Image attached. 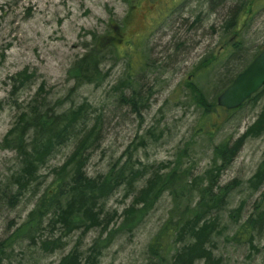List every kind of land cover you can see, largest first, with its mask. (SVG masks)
Here are the masks:
<instances>
[{"label":"rangeland","instance_id":"1","mask_svg":"<svg viewBox=\"0 0 264 264\" xmlns=\"http://www.w3.org/2000/svg\"><path fill=\"white\" fill-rule=\"evenodd\" d=\"M238 1L0 0V196L11 193V178H7L19 167L16 152L5 150L3 140L31 109L51 107L60 113L83 106L79 111L83 110L86 121L82 123L91 128L97 122L96 130L88 134L100 139L93 150H86L90 177L102 176L114 162L127 159L128 165L134 163L142 171L144 167L152 171L150 165L155 166L154 172L167 171L183 149L188 156L184 167L193 166L194 176H202L204 170L213 167L211 148L223 141L232 145L260 119L264 108L263 92L233 113L217 108L207 120L189 88V84L196 86L206 101L216 103L229 78L264 47V0L257 1L262 8L241 26L240 36L235 37L237 43L228 44L233 35H225L224 23L229 9ZM116 30L117 43L110 37ZM232 44L238 48L232 46L229 56L224 55L227 45ZM91 49L96 51L98 72L89 75L88 83L77 82L69 73ZM203 61L210 63L206 69L200 66ZM123 96L143 99V110L135 112L132 101L124 104ZM213 124L218 128L211 135ZM139 137H144L145 144L137 140ZM73 142L69 139L57 147L39 167V181L19 198L15 209L0 204V238L11 235L12 225L25 219L46 187L63 177L57 173L77 144ZM263 155L264 132L244 141L219 179L221 185L235 181L237 188L227 208L231 212L242 210L244 220L263 193L250 185ZM123 193L107 204V210L116 212L111 227L117 225L118 237L114 244L109 246L107 242L100 250L99 264H144L148 259L144 256L147 242L165 221L171 206L165 194L146 219L134 223V229H119L130 201ZM226 217L222 216L218 227V232L224 233L216 236L213 247L221 253L222 264H248L259 255L228 241L235 226ZM257 225L260 229L261 224ZM42 228L39 236L60 238L57 227ZM98 232L80 233L85 236L81 251ZM78 235L64 238L62 249L46 254L26 242L14 244V251L9 249L3 264H57L73 249Z\"/></svg>","mask_w":264,"mask_h":264},{"label":"bare ground","instance_id":"2","mask_svg":"<svg viewBox=\"0 0 264 264\" xmlns=\"http://www.w3.org/2000/svg\"><path fill=\"white\" fill-rule=\"evenodd\" d=\"M240 3H244L247 4L245 1L240 0ZM240 5H234L231 7V9L229 10L228 14L230 13L232 15V17H237L238 15V11H239ZM264 51V48L262 47V49L253 57L256 58V56H258L261 52ZM90 52V50H87L84 55L88 54ZM245 69V67H242L240 70L237 71L236 74H234L232 76V80L228 81V84L225 85L224 87H228L232 81ZM74 79V78H72ZM79 79V78H78ZM76 80V79H74ZM85 83H88L86 81H81ZM221 82V81H220ZM223 88L220 91V94L226 89ZM200 95H203V92L199 91ZM193 94V100L195 99V97L197 96L196 93L192 92ZM219 94V95H220ZM218 95V96H219ZM217 96V97H218ZM130 101H132L133 104H131L130 106L132 107V109L135 112L140 113L143 110V104L142 101L143 99H132L129 97L128 99L126 97L123 96V102L126 105L130 104ZM248 100H246L244 103H242L238 108L233 109V110H225L223 109L225 112H230V111H236L238 109H240L241 107H243ZM139 102V103H138ZM263 111H261V115H262ZM204 114V113H203ZM86 121V119L84 120ZM257 122V121H256ZM264 123V120H263ZM260 123V121L258 122V127H256L255 129L251 130L250 128L247 129V131L241 136L239 137L235 142H239L240 141V147L237 150V152L235 154L230 153L232 156L225 160L224 163L223 162H219L218 157L215 156V152L216 150H218V147L221 146L222 144L226 143L228 144L227 141H223L220 142L216 145H214L211 149H212V156L211 158H213L212 162L214 165H216V167H210L206 170H204L202 172V176H194L193 171H195L194 167H184V158L185 160L187 159V154H186V149H183L184 151L179 152L178 157L176 159H174L171 163V165H169L168 170L167 171H160V170H156L155 172L153 170H155V166L154 165H150V168L152 169V171H149V168H143L144 172L140 169L134 166V163H132V165H128V159L123 162V163H119V162H114L109 168H108V172L109 171H114L117 170V168L119 166H122L121 168L124 167L125 164H127L126 167V176H124V178L121 180V178H118L117 180L112 181V178L108 180L114 182L113 184H111V188H109L105 194L104 197H101L94 206H90L89 208L94 209L89 216H87L85 213V207L82 203L81 206L78 207L79 210H72L71 215L69 216V218H66L65 221L61 222L60 224L56 225V227L58 228L60 234V238H55V239H50L48 238L46 235L45 237H41V235L39 236V234L41 233L42 230H44L45 228H42V226H48L51 227V223H53L58 216H61L65 219V215L61 210H65V207L67 205V203L72 202V195H68L66 193V191H60V195H62V203H64L61 207V210H59L55 205H49L51 206V209H47L45 207H43V210L38 214L37 213V201L35 203V206H33V208L27 213V216L25 217L24 220H19V222L17 223V225L15 224L14 226L12 225L11 228L12 229V233L11 235H7L6 237L4 236L3 238H0V245L4 247V249L8 252L9 249L10 251H14V244H19L22 242H26L27 245H32L33 248L35 247L38 251H41L42 253L46 254L48 252H54V251H58L60 249L63 248L64 243L62 240L64 238H69V236L76 234L77 232L79 233L77 241L74 244L73 249H71V251L66 254L63 255L59 262L57 264H86L87 262H89L90 264H99L100 260L102 258V255L100 254V250L103 249L105 247V244L108 242V245L110 246V244H114L117 237H118V233L116 232V227L113 228L111 227V224L114 225V219L116 216V212H110L109 210H107V204L108 202L118 193L120 192H124V197L130 198L129 201V205L128 208L126 209L125 212V220L127 222H130L132 220L135 219H141L140 221H138V224L141 223L144 219L147 218L148 214L150 213V211L152 210V208L158 203V201L166 194L169 196L170 198V209L168 211V215L165 219V221L161 224V226L159 227V229L156 231V233L150 238V240L147 242V245L145 247V255L149 261H152L153 264H163L160 259L155 258L153 256V254L151 253V248H153L154 245V239L156 237V235L159 233V231L161 230V228H163V226H165L166 224L169 223V228L173 227V224L171 222V220L173 222H177L178 217H177V213L183 208V206H181L180 208H176L174 207V202H182L180 196L186 194V192H188V189L183 188L182 190H180V187H184L182 185H189L191 188H189L190 190H194L193 194H196L195 192H197L198 190L202 189V188H206L208 185H205L204 183L207 184H211V182H213V187L211 188V190H208V199L210 201L211 204H213V206L211 207L210 212H206V211H201L199 213V215L201 216H197L195 218V220L193 222H195V228L197 227H205L209 225L214 224V226L211 229V234H209V239L208 241L203 244L202 246L199 247V245H197L194 241V235L193 234H189L191 236V239L188 238H184V237H180L181 232L179 233V237L177 236V240H176V245H175V251L174 249L172 251L169 252V257L167 258V260L165 261L164 264H181L179 263L178 259L175 260L176 256H180V252L179 250H181V248H177L178 246L182 247V248H186L189 250V252L187 253V255H184V259L182 260V264H222V260H224L222 258L221 253H216L217 251H215V248L213 247V240H215L217 235H223L224 232L219 231L218 232V227L220 225V220L222 219V216H224V214L227 215L226 218H229L231 220V224L232 226H235V230L233 232H231L228 236V241L234 243L237 247L239 248H247L248 252L250 251H255L256 255H259L255 260L250 261V263L248 264H253L254 262H256L257 260L260 262V264H264V200H262L261 198H258L257 200H255V202L252 205L253 208V212H251L247 217L244 218L241 217L242 215V210L239 211V214L237 216V218L232 217V212L228 210V204L229 201L231 199V195L232 192L234 191L235 188V181H230L226 184L221 185L220 184V177L223 174V172L226 171V169H228L233 161L235 160V158L237 157L240 149L243 146V143L245 140L249 139V138H255V137H259L260 134H262L264 132V124ZM97 122H95V124L89 128V126H87L86 124H83L81 122L80 125V129L79 131L81 133H87V132H93L96 130V128H94V126H96ZM86 125V126H85ZM211 135H213V133L217 132V128L218 125L217 124H213L211 125ZM207 130V129H206ZM251 130V131H250ZM256 130V131H254ZM261 131V133H260ZM99 134L100 132L97 131ZM207 133H209L207 131ZM260 133V134H259ZM210 134V133H209ZM145 137V136H144ZM144 137H139V139L137 138V140L142 143L145 144V139ZM88 138L91 139L90 145L94 143L96 144L97 142L100 141V139L98 137H94L92 135H88ZM234 142V143H235ZM230 145V144H228ZM94 148V147H93ZM9 147H5V150H8ZM93 150V149H92ZM81 155V153L78 154L77 158L78 161L72 160L73 158H71L70 160H67L69 157L66 158V160L63 162L62 166H60L59 171L57 174L61 175V176H73L76 177V175H78L79 179L82 180H88L90 182H98L101 183V179L100 176H95V177H90L87 174V169H86V161L85 164L83 163L84 158L87 159V157ZM129 158V157H128ZM127 162V163H126ZM193 164V163H192ZM158 165V164H157ZM162 167L164 166L163 164L161 165ZM124 167V168H125ZM123 168V169H124ZM142 168V167H141ZM33 168H31L30 170H32ZM39 171V168H38ZM37 173L36 177L33 179V182H37L39 181V177H38V172L37 170L34 172ZM134 175H131V174ZM150 173V174H149ZM170 173H174L173 177H175V179H182L185 178V180L182 181H174L171 182L170 185H162L159 183V181H161V179H165V175H168ZM107 172L104 174L106 175ZM256 177L254 183L255 186H252L253 190H263L264 193V155L263 158L261 159L259 165L256 168L255 173L253 174V176ZM103 176V175H102ZM252 176V178H254ZM150 177H154V180L150 179ZM195 179H194V178ZM12 179V175H10L7 179ZM60 178V177H59ZM174 179V180H175ZM15 179L13 178V181ZM150 180L152 182V184L154 185L153 188H150V192L153 191H157V193H160V196L158 198V201L154 203L153 207L149 210V211H143L141 210L142 206H143V198H147L149 195V192H147L145 194V188L146 186L150 185ZM52 182L46 187V189H48L51 186ZM182 184V185H179ZM159 187V188H158ZM235 187V188H234ZM223 189V190H222ZM227 189H229V191H227ZM46 191V190H44ZM43 191V193H44ZM12 193V191H11ZM42 193V194H43ZM19 195V194H17ZM145 195V196H144ZM21 196V195H20ZM199 196V195H197ZM196 196V197H197ZM218 196H221L219 199H217L216 201H214L215 198H217ZM4 197V196H3ZM196 197H194L193 199L195 200ZM68 198V199H67ZM6 199V198H4ZM65 199V200H64ZM67 199V200H66ZM11 200V198H10ZM3 202V204H2ZM1 204L4 206L6 205L8 208H12L15 209L18 205H19V199L17 200L16 198L13 199L12 204H8V201H2ZM61 202H59L60 204H62ZM190 204V207H194L195 202H192L191 199L188 201ZM10 205V207H9ZM142 213H144L142 215ZM31 215H36L35 216V220L31 221L29 216ZM39 215V216H38ZM258 215V217L263 218L261 221H257L255 220L256 218L258 219V217L256 216ZM87 216V218L85 217ZM130 216V217H129ZM200 217V218H199ZM199 218V219H198ZM241 219H243L242 222ZM57 221V220H56ZM262 222V223H261ZM192 222H189V224H191ZM188 224V225H189ZM257 224H261L260 229H258V225ZM33 229L28 231L29 229ZM42 228V229H41ZM119 229H125V227H121V224L118 225ZM191 227L190 231H196V229ZM99 230L98 235L96 236V238H94L92 240V242L89 243V246L86 248L85 247V251H81V245L83 244V238L85 236V234H88L89 232L93 231V230ZM18 231V235L14 236V232ZM120 231V230H118ZM80 233L82 235H80ZM197 245V247L195 248V246ZM177 246V247H176ZM80 251H79V250ZM184 252V250H183ZM81 253H85V255H82ZM248 257L249 259L252 258V256H250V254L248 253ZM147 259V260H148Z\"/></svg>","mask_w":264,"mask_h":264},{"label":"trees","instance_id":"3","mask_svg":"<svg viewBox=\"0 0 264 264\" xmlns=\"http://www.w3.org/2000/svg\"><path fill=\"white\" fill-rule=\"evenodd\" d=\"M224 2H227L228 0H221ZM258 0H246L244 3H240L239 1L235 3L234 5H240L239 13L237 17H232V15L227 13L226 20L224 23L223 32L227 37L230 35L233 37L240 36V28L245 23V21L249 20L251 16L259 9L262 8L261 4H257ZM233 5V6H234ZM231 9V8H230ZM229 9V10H230ZM229 12V11H228ZM117 30L114 31L111 34V39L114 40L115 43L118 42ZM230 39V40H231ZM228 40V44L230 43ZM235 42V41H233ZM237 43V42H235ZM232 46L236 45H227V51L224 52V55L229 56L231 53L229 49L232 51L234 48ZM237 51V49H236ZM233 51L232 53L236 52ZM96 51L91 49L90 52L86 55H83L82 58L76 63V65L73 68V73H69V76L71 78L76 79L75 81H83L85 80L88 82V77L93 72H98V65L97 58H95ZM217 59V58H216ZM207 62L203 61L200 66H202V69H206L209 64H206ZM83 74V76L81 75ZM86 75V76H85ZM79 78V79H78ZM232 80V76L229 78V83ZM189 88L192 92L196 93L195 101L196 104L203 109L204 117L209 120L211 115H215L217 112V106L216 103H210L206 101V99L203 97V95H200V90L192 85L189 84ZM264 92V87L255 95H253L247 102L251 101L252 99H257L262 93ZM83 107V106H82ZM82 107L78 108L77 110H66L60 113H56L55 109L51 107H46L44 110H30L28 113L24 114L21 119L18 120L16 124H14L9 132L6 134L3 142L7 144L9 149H12L16 152L18 159H19V167L17 168L16 172L13 173L12 179L10 181L9 188L11 189L13 194L6 193V195L0 196V204L2 201L7 200L8 204L13 202V199L16 198L17 200L22 197V195L27 192L29 189L31 190L32 185L35 183L33 182V179L36 177L37 173H34L36 170L38 172V168L43 165L47 159L52 155L53 151L62 145H64L69 139H72V141L76 142L75 147L73 148V151L69 158L67 160L78 161V154L81 153L84 157L86 156L87 152L86 150H92L94 145L91 144V139L88 138L89 132H85L83 136L81 134L76 133V128L79 123L83 122L86 117L83 110H80ZM234 111H230L227 113H233ZM264 120V108L263 113L260 115V119L252 126L250 127L251 130L258 127V122H263ZM20 121V122H19ZM96 128V126H94ZM250 130V131H251ZM256 131V130H254ZM73 137V138H72ZM76 137V138H75ZM75 138V139H74ZM73 142V143H74ZM240 141L235 142L232 145H228L226 143L222 144L218 147V150L215 152V156L218 157L219 162H223L227 159H229L232 154H235L237 150L240 147ZM82 156V158H83ZM86 159L84 158L83 163L85 164ZM214 165V164H213ZM127 166V164L124 165V167ZM123 167V168H124ZM213 167H216L214 165ZM33 168L32 170H30ZM121 167H118L117 170L109 171L106 175L100 176L101 183L98 182H90L88 180H80L78 175L76 177L73 176H63L61 178H57L56 180L52 181L51 186L48 189H45L43 194L39 197L37 204V213L39 214L43 207L47 209H51V206L49 205H55L59 210H61V207L64 203H62V195H60V191H66L68 195H72V202L67 203L65 210H61L64 215L66 216L65 219L61 216L57 217V221L55 220L53 223H51L52 228L56 227V225L60 224L61 222L65 221L66 218H69L71 215L72 210H79L78 207L82 205L85 207V214L87 216L90 215V213L94 210L89 208L90 206H94L96 202L101 198L104 197L105 192L111 188V184H113L114 180H117L118 178H121V180L126 176V167L123 169ZM142 169V168H140ZM144 172V170H143ZM131 175H134L133 173ZM174 173H170L168 175H165V179H161L159 181L162 185H170L171 182L174 181H182L185 180V178L182 179H175L173 177ZM135 176V175H134ZM254 177V176H253ZM257 175L254 178H251L250 185L253 184L255 186V179ZM13 178L15 179L13 181ZM107 178L111 179L112 181L108 180ZM150 179L154 180V177H150ZM175 179V180H174ZM213 182L211 184H207L208 186L206 188H202L195 192L196 194H193L194 190L189 185H182L184 187H180V190L183 188L188 189V192L186 194L180 196L182 202H174V207L180 208L183 206V208L177 213L178 221L172 222L173 227L169 228V223L163 226L159 233L156 235L154 239V245L153 248H151V253L155 258L160 259V261L164 264L167 258L170 256L169 252L174 249L175 251V245L177 236L179 237V233H182L180 237L184 238H190L191 236L189 234L194 235V241L197 245L202 246L205 244L209 239V234H211V229L214 226V224L205 226V227H197L195 228V218L199 215V213L202 211L210 212L211 207L213 204L210 203L208 199V190H211L213 187ZM153 184L150 180V185L146 186L145 188V194L149 192V195L147 198H143V206L141 210L143 211H149L155 202L158 201V198L160 196V193H157V191H151L150 188H153ZM159 188V187H158ZM223 190V189H222ZM229 191V189H227ZM1 194V192H0ZM19 194V195H17ZM21 195V196H20ZM199 195V196H197ZM145 196V195H144ZM197 196V197H196ZM196 197L194 200L193 198ZM221 196H218L214 199L216 201ZM6 198V199H4ZM11 198V200H10ZM262 200H264V193H262L261 197ZM68 199V198H67ZM66 199V200H67ZM191 199L192 202H195L194 207H190L189 200ZM65 200V199H64ZM61 202L62 204H60ZM3 204V202H2ZM240 209L232 211V217L235 216L237 218L239 214ZM144 213H142L143 215ZM36 215L29 216L30 220H35ZM39 216V215H38ZM87 216H85L87 218ZM201 216V215H199ZM258 217V215H256ZM130 217V216H129ZM200 218V217H199ZM198 218V219H199ZM264 218V217H263ZM263 218L258 217L255 220L261 221ZM141 219H135L130 222H127L124 220L121 223V227L127 228H133L134 223L137 221L136 224H138V221ZM189 222H192L189 224ZM189 224V225H188ZM127 227V228H126ZM193 227L196 229V231H190V228ZM134 229V228H133ZM33 230L29 229L28 231ZM19 233L18 231L14 232V236H17ZM195 246V248L197 247ZM184 250V252H183ZM180 256H176L175 260L178 259L179 263L182 264V260L185 258L187 253L189 252L188 249L182 248L179 250ZM8 258L7 251L4 249L3 246L0 245V264H3V261ZM86 264H90L87 262ZM144 264H153L152 261H149V259Z\"/></svg>","mask_w":264,"mask_h":264},{"label":"water","instance_id":"4","mask_svg":"<svg viewBox=\"0 0 264 264\" xmlns=\"http://www.w3.org/2000/svg\"><path fill=\"white\" fill-rule=\"evenodd\" d=\"M264 86V51L217 97V105L225 110L238 108Z\"/></svg>","mask_w":264,"mask_h":264}]
</instances>
